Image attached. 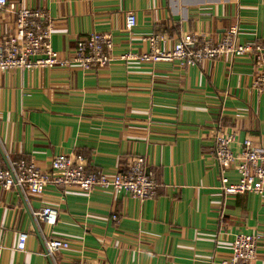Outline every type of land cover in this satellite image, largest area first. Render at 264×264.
<instances>
[{
    "label": "crops",
    "instance_id": "1",
    "mask_svg": "<svg viewBox=\"0 0 264 264\" xmlns=\"http://www.w3.org/2000/svg\"><path fill=\"white\" fill-rule=\"evenodd\" d=\"M43 14L53 44L71 58L77 40L91 32L114 38V60L84 70L67 67L0 72V166L8 157L48 168L59 153L81 158L89 170L110 176L137 156L155 178V194L140 200L125 191L50 185L25 199L0 187V264H53L41 232L70 242L60 264H228L239 233L257 234L253 264H264V194H226L214 156L218 130L233 134L238 153L249 138L264 151V90L250 56L179 61L121 60L150 52L148 39L170 49L188 35L221 40L232 26L240 43L264 41V0H9ZM136 25L127 30V16ZM14 16L0 15V40ZM53 207V226L31 212ZM117 215L119 220L112 218ZM27 233L26 250L17 248Z\"/></svg>",
    "mask_w": 264,
    "mask_h": 264
},
{
    "label": "built area",
    "instance_id": "2",
    "mask_svg": "<svg viewBox=\"0 0 264 264\" xmlns=\"http://www.w3.org/2000/svg\"><path fill=\"white\" fill-rule=\"evenodd\" d=\"M11 12L14 16V27L0 40V72L12 69H34L41 67H67L72 63L84 70L108 65L114 58L115 46L112 35L91 32L77 40L74 55L62 57L53 44L54 27L51 23L42 25L38 20L42 13L29 8H17L9 0H0V15ZM136 25L133 13L127 16L126 28L132 30ZM238 27L232 26L219 41L199 39L188 35L178 40L170 49L158 46L159 35L151 36L148 41L150 52L140 56L133 53L121 54V60L138 58L142 61H179L181 65H198L208 59L227 56H250L259 69L255 79V87L264 90V41L240 43L237 40ZM233 134L218 130L214 137V156L221 168L234 167L240 174L238 183H229L222 177V189L226 194L255 192L264 194V151L249 138L241 144L238 153L233 152L231 145ZM146 160L137 156L125 170L112 176L103 170H89L81 158L59 153L50 161L48 168L39 166L34 160L26 158L12 159L8 157L7 165L0 166V187L16 189L28 200L31 194H42L46 187H77L92 191L96 188L125 191L140 200L151 198L158 187L153 176L147 172ZM31 215L36 224L44 221L55 225L58 221L57 211L51 206H44ZM113 219L119 220L117 215ZM44 245V255L53 264H60L56 254L70 247L68 240L47 236L40 233ZM28 234L19 235L17 248L26 250ZM259 236L257 234L239 233L232 242V257L228 264H253L257 258ZM76 264H89L80 261Z\"/></svg>",
    "mask_w": 264,
    "mask_h": 264
}]
</instances>
